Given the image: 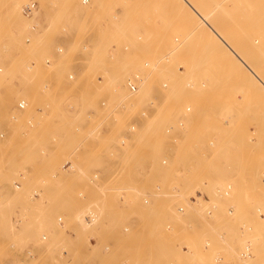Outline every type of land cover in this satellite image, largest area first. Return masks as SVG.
<instances>
[{
	"label": "rangeland",
	"instance_id": "rangeland-1",
	"mask_svg": "<svg viewBox=\"0 0 264 264\" xmlns=\"http://www.w3.org/2000/svg\"><path fill=\"white\" fill-rule=\"evenodd\" d=\"M30 1L0 0V95L8 93L0 108L15 109L6 121L19 127L12 139L0 138V264H64L60 247L53 257L23 256L31 240L41 243L42 234L49 244L67 237L57 225L61 215L76 236L64 244L76 264L90 255L91 236L101 237L104 245L113 242V257L130 255L135 264H216V252H224L221 264H264V91L251 82V74L212 45L210 35L199 30L195 36L194 18L177 0H36L39 11L26 17L22 7ZM209 1L226 9L232 37L247 49L251 64L256 62L251 52L264 64V0ZM120 68L127 89L129 77L143 74L148 93L142 100L140 92H126L114 103L105 85L108 70ZM7 78L21 79L17 91ZM75 91L81 98L69 100ZM22 99L28 104L20 110ZM102 100H107L104 109ZM75 101L96 108L107 131H92L95 119L88 120L83 111L71 114ZM40 107L45 110L39 112ZM187 107L190 113H184ZM144 110L147 118L141 116ZM136 121V135L122 146L120 139L129 138ZM30 122L34 127L26 132ZM77 123L80 131L74 129ZM73 152L79 172H61ZM163 158L170 159L168 168L161 165ZM95 170L102 175L99 187L88 180ZM21 173L26 180L16 190L13 183ZM227 178L235 183L238 215L224 226L229 235L222 242L220 225L203 211L212 203H228L217 190ZM160 181L164 190L154 204L143 206V195L156 194ZM197 189L207 192L206 202L188 206V214L179 216L178 206ZM84 191L86 201L77 197ZM85 210L97 215L90 228L80 222ZM130 219L137 222L136 230L121 236L118 229ZM239 219L248 220L252 230L246 235L254 241L255 257L244 263L235 257ZM184 220L193 226L186 228ZM169 221L176 232L167 240L163 226ZM205 238L213 240L209 250L203 249ZM156 244L162 247L154 254ZM91 256L99 264H120L99 250Z\"/></svg>",
	"mask_w": 264,
	"mask_h": 264
},
{
	"label": "bare ground",
	"instance_id": "bare-ground-1",
	"mask_svg": "<svg viewBox=\"0 0 264 264\" xmlns=\"http://www.w3.org/2000/svg\"><path fill=\"white\" fill-rule=\"evenodd\" d=\"M179 1V3L181 4V9H184L188 12V14L190 15V17L194 18L192 19L193 20V23H194V32H195V36L198 35L200 32H202V34H208L210 35V38H211V44L212 45H216L217 47L221 48L224 50V52L226 53V55L228 57H231L232 60L235 61V64L238 63L240 64V68H242V71L244 69H246L250 74H251V78L254 81L256 84H257V87L262 89L264 91V64L259 60L260 56L257 55V54H253V52H251V56H252V59H255L256 62H255V65L254 64H251L250 60H249V57L247 55V49L243 46V45H240L239 42L235 41L232 37V35L234 34L233 32L235 31H232L230 30V25H231V21L229 20L228 17H225L223 12L226 11L225 8L221 7L220 4L218 5H214V4H211L209 3L210 1L209 0H177ZM89 2V0H83V4H87ZM175 2V1H174ZM216 2V1H215ZM31 3H36L37 5V8L34 10V12L31 14V15H25L24 12H23V9L26 5L28 4H31ZM179 3H177L179 5ZM130 8V7H129ZM182 10V11H184ZM39 11V4L36 0H32L30 1L29 3L25 4L23 7H22V12H23V15L26 16V17H31L33 16L35 13H37ZM185 11V12H186ZM183 12L184 14H187ZM182 14V13H181ZM183 14V15H184ZM180 15V14H179ZM129 16V15H128ZM127 16V18H128ZM191 20V18H190ZM126 21V20H125ZM188 22H191V21H188ZM234 22V21H233ZM192 23V24H193ZM235 23V22H234ZM191 23H189L190 25ZM232 26V25H231ZM124 29V28H123ZM171 29V28H170ZM200 30V32H199ZM160 31V30H159ZM154 32V31H153ZM193 32V33H194ZM245 33V32H244ZM117 34V32H116ZM171 34V33H170ZM241 34V33H240ZM194 35V34H193ZM237 35V34H236ZM157 37V36H156ZM193 39V38H192ZM254 39V38H253ZM245 40V39H244ZM247 40V39H246ZM245 40V41H246ZM27 41L29 42V39H27ZM162 41V40H161ZM196 41V40H195ZM200 41V40H199ZM239 41V40H238ZM253 41V40H252ZM241 42V40H240ZM246 43V42H245ZM259 43V42H258ZM186 44V42H185ZM210 44V43H208ZM242 44H243V41H242ZM247 45V44H246ZM257 45V44H256ZM250 46V45H249ZM252 46V45H251ZM259 45H257L258 47ZM260 47V46H259ZM196 48V47H195ZM206 48V47H205ZM254 49V48H253ZM255 50V49H254ZM59 51H62L61 49H59ZM206 51V50H205ZM251 51V49H250ZM227 58V57H226ZM47 63H50V60H47ZM114 63V62H113ZM129 64V63H128ZM134 64V63H133ZM121 65V64H120ZM126 66V64H125ZM145 67H149V62H146L145 63ZM244 68V69H243ZM121 69V68H120ZM132 69V68H131ZM2 71V69H0V72ZM109 77L107 78V85H105L106 87V90H108L111 94H112V97L114 98V103L118 104V102L121 101V99H124V95L126 92H129L131 95H136L138 92H140L138 95H137V98L139 100H142L143 97H145L148 93V85L146 86V81H145V78L143 77V74L141 73H137V74H134L133 76L129 77L128 78V89L126 88V85L123 84V82H121V80H125L124 76H123V71L121 69V71H118L117 69H109ZM69 79L70 80H73L74 79V75L71 74L69 75ZM147 80V79H146ZM145 81V82H144ZM167 82H165L163 84V87L166 88L168 86V84H166ZM179 84V83H178ZM182 83H180L181 85ZM185 85V84H184ZM135 89H134V88ZM186 87V86H185ZM255 87V85H254ZM178 88V87H177ZM167 89V88H166ZM252 93V92H251ZM24 103V104H23ZM27 100L26 99H22L19 101L18 103V109L20 110H23L27 107ZM102 106L106 107L107 106V100H102L101 103H100ZM154 104V101H150L149 102V106H152ZM23 105V106H22ZM208 107V106H207ZM191 111V108L190 107H187L186 108V112L184 113H190ZM141 116L143 118H147L148 116V111L144 110L142 113H141ZM185 122H186V119L184 116H181L179 117V120H178V123H179V126L184 129L185 128ZM138 124H140L138 121H136L135 123H133V125H131L130 129H129V138L128 136L127 137H124V138H121L120 139V144L122 146H126L127 144V140H130V137L131 138H134V136L136 135L135 132L138 128ZM30 127H32V123L29 124ZM175 142L178 141V138H175L174 139ZM163 160H166L167 163L166 164H163ZM66 163H71V166H72V169L70 170H64V165ZM161 165L165 168H168L170 166V159L168 158H163L161 160ZM79 169H80V166L77 162V160L73 159V158H68L67 160H65V162L62 164L61 168H60V171L61 172H64L66 174H72V173H77L79 172ZM97 171V170H95ZM91 172L88 174V180L91 184H96L91 176L93 175V173L95 172ZM99 172V171H97ZM59 172H56V174H58ZM100 173V172H99ZM54 177H56V175H54ZM19 178L20 180H16L14 181V188L16 190H20L22 188V185H23V181L26 180V176L21 173L19 175ZM101 178H102V175H101ZM228 179V178H227ZM226 181V182H225ZM224 181V186L222 188V192H221V195L223 198H225V200H227V204H225V206H222V205H219L218 203H212V204H209L208 206L205 207L204 211H203V215L204 217L212 220V222L217 225H220V228H219V231H218V237L220 239V241L222 242H226L227 238H228V235L227 234V231L225 232V228L224 226H227L228 223L232 222L233 220L237 219V209L238 207L236 206L234 202V199H233V195H234V192H235V183L231 180V179H228V180H225ZM16 183H19L20 186L17 187L16 186ZM231 185V190H232V194L230 197H227L226 195H224V189L227 190L228 186ZM158 186H160V190L158 189ZM233 188V189H232ZM155 193L157 194H153V193H145L143 195V198H142V205L143 206H146V207H150V205L154 204V201H155V198L156 196H158V194H160L163 190H164V182L160 181L158 182L157 184H155ZM231 190H230V193H231ZM199 192H204L206 195H207V192L203 189H197L194 191V193H192L190 195V197L188 198L187 200V203L186 204H181L178 206L177 208V212H178V215L179 216H186L188 214V206L190 207H194L195 206H199L200 204H203L206 202L207 198H202V197H199L198 196V193ZM82 193V192H80ZM35 195V194H34ZM36 196V195H35ZM38 196V195H37ZM229 196V195H228ZM78 197V195H77ZM88 196L86 197V200H87ZM144 198H147L149 199V204H145L144 203ZM78 199H80L78 197ZM82 200V199H80ZM86 200H82V201H86ZM0 202H1V199H0ZM230 205H233L235 207V213L233 212V214H230L229 213V206ZM184 207V210L181 211L180 210V207ZM214 206H216V208H213ZM125 206H122V205H118V209H122L124 208ZM209 210H212L213 214L212 215H209ZM88 210H85V211H82L81 212V224L83 226H85L86 228H90L92 227L94 224L92 225H87L84 223L83 221V217L84 215L86 214ZM223 211V218H221V214ZM257 213H262V209L261 208H258L257 209ZM62 216V215H61ZM64 217V216H63ZM212 217V218H210ZM65 220H66V225H60L58 223V218H57V225L63 229L66 233H69L70 231V227L68 225V221H67V216L64 217ZM237 222L239 223V227H238V230H239V236H240V239L241 241L239 242V249L238 251L235 253V257L237 258L238 262L240 263H244V262H247L249 260H252L254 257H255V253H254V241L252 238H250L249 236H247V232L252 230V227L250 225V223L248 222L247 219H239V221L237 220ZM236 222V223H237ZM105 225H107L108 223L107 222H103ZM137 222H135V220H129L127 223H124L122 228L118 229V232L121 234V236H124V237H129L131 236V234L136 230V227L138 226L136 224ZM184 223V226L187 228V227H192L193 226V222H190V221H187V220H184L183 221ZM136 224V225H135ZM168 225H171L174 229V232H176V227H175V223L173 222H166L163 226L164 230H165V235H164V238L167 239V240H170L171 238L174 237V233L172 234H169L167 233L166 231V226ZM224 232V233H223ZM223 233V234H222ZM45 237L46 240H43ZM91 238H94L95 239V243H91L90 242V239ZM206 239H210L211 238H205L204 241H203V246L205 244V240ZM41 243L40 245H44V244H47L49 242L48 240V236L46 234H42L41 236ZM89 244L91 247L94 248V246H96V244L98 243L97 242V237L95 236H91L89 239ZM246 242H249L250 245H251V251H252V256L247 259L246 261H243L241 260L240 256H239V252L241 250H243L244 248V244ZM109 244H112L114 245L113 242H109L107 244H103V242L100 244V252H102L104 255H105V258L108 259V260H116V262H120V264H135V262L132 260V257L130 255H126L124 257H122V255H117L115 257H113L114 255V251H115V248L114 246L110 249V251H106V247L109 246ZM213 244V240H211V245ZM211 247V246H210ZM209 247V248H210ZM189 248V247H188ZM208 248V250H209ZM64 250H67V249H63L61 251V256L63 258H65L63 256V251ZM183 251V249H181ZM205 250V249H204ZM189 253H192L191 250L189 249L188 250ZM187 252V253H188ZM24 253L29 256V257H33V253L31 250L29 249H26L24 251ZM217 253V252H216ZM216 253L214 254L213 256V260L215 261L216 257ZM224 256V252H221ZM166 256V255H165ZM123 258V259H122ZM67 260V258H65ZM168 259V258H166ZM167 262V261H166ZM165 262V263H166ZM21 263V262H20ZM164 263V264H165ZM216 264H219L215 261ZM86 264H93L92 262H88ZM221 264V263H220Z\"/></svg>",
	"mask_w": 264,
	"mask_h": 264
},
{
	"label": "crops",
	"instance_id": "crops-1",
	"mask_svg": "<svg viewBox=\"0 0 264 264\" xmlns=\"http://www.w3.org/2000/svg\"><path fill=\"white\" fill-rule=\"evenodd\" d=\"M6 81L12 83L11 87H12V90H14V92H15V90L17 91V89L20 87V83H21L20 78H17L14 80L7 78ZM45 90H47V88ZM6 96H8L7 91L6 92L1 91L0 100L5 99ZM80 98H81V96H80L79 91H75L73 94H71L69 96V100H76L77 101ZM76 101H75V104H73V106L69 107L71 114H73L75 117H77L83 111L84 116H86L88 120L95 119V122L91 124V125H93L92 131H96V132L97 131H99V132L107 131L108 127L105 125L103 118H101L99 116L100 113L98 110H96V108H85V107L82 108L80 103H76ZM100 107L102 109H104V106H102L101 104H100ZM39 110H40L39 112H42L45 110V108L40 107ZM13 114H16V111L13 108H11L7 111L0 108V138L5 137V139H12L15 132H17V130H19V127H16L17 125L12 126V124L11 125L7 124V121H6L7 118H9L11 120L12 117L14 118ZM31 123L32 122H30L29 124H31ZM29 124H27L26 132H28L32 127H34V125H32V127H30ZM21 129L24 130L23 128H20V130ZM74 129H75V131H80L82 129V125L77 123L74 125ZM22 136H24L23 132L18 137L19 142H21ZM16 143H18V141ZM68 158H73V159L77 160V155L75 152H73ZM64 214H66V213H64ZM66 234H68L66 238L64 237L62 239L56 240L55 243L52 242L51 244H49V242H48L47 244H44V245H40V244L35 245L34 242L31 240L29 243L30 246H28L27 249L32 251L33 257L27 256L24 252H23V256L27 257V258H40L43 255H46L48 257H53L55 252H56V248L60 247L61 249H60L59 253L61 254V251L63 249H67V251L70 253V255H72L74 258L73 264H76V257L74 255V252L72 251L71 248H66L64 246V244L67 242L71 243L72 239H75L76 236H75L74 232H72L71 229H70L69 233H66ZM97 242L98 243L93 248L90 246L89 241H88V251H89L90 255L89 256L87 255V259H85L82 264H86L88 262H92L93 264H99L100 261L98 262L97 260H95L91 256V254L93 255V253L98 252V250H100V244L102 243L101 237L97 236ZM21 258L25 259L23 257H21ZM21 258H19V261L21 260ZM61 258L63 259V262L65 261L64 264H69L65 258H63L62 256H61Z\"/></svg>",
	"mask_w": 264,
	"mask_h": 264
},
{
	"label": "built area",
	"instance_id": "built-area-1",
	"mask_svg": "<svg viewBox=\"0 0 264 264\" xmlns=\"http://www.w3.org/2000/svg\"><path fill=\"white\" fill-rule=\"evenodd\" d=\"M36 8H37L36 3H31V4H28V5H26V6L24 7L23 12H24L25 15L28 16V15H31V14L34 12V10H35ZM133 88H134V87H133ZM134 89H135V88H134ZM23 104H24V103H23ZM22 106H23V105H22ZM166 163H167V161H166V160H163V164H166ZM70 169H72L71 163H66V164L64 165V170H70ZM91 178H92V180L96 183V185L99 187L100 184H101V182H100V180H101V174H100L99 172L95 171V172L93 173V175L91 176ZM98 182H99V183H98ZM16 186L19 187L20 184H19V183H16ZM231 187H232V186L229 185L228 188H227V190L224 189V195H226L227 197H230L231 194H232ZM158 189L160 190V186H158ZM232 189H233V188H232ZM217 190H218L219 193L222 192V189H221V190L217 189ZM230 190H231V193H230ZM35 195L37 196V192H35ZM228 195H229V196H228ZM87 196H88V195H87V193H86L85 191L82 192V193H79V194H78V197H79L80 199H82V200H86V197H87ZM198 196H199V197H202V198H207V195H206L204 192H203V193H202V192H199V193H198ZM144 203H145V204H149V199L144 198ZM229 207H230V208H229V213H230V214H233V212L235 213V207H234L233 205H230ZM213 208H216V206H214ZM180 210L183 211V210H184V207L181 206V207H180ZM212 214H213L212 210H209V215H212ZM233 215H234V214H233ZM210 218H212V217H210ZM96 220H97V215H96V213H94V211H92V210L87 211L86 214H85L84 217H83V221H84V223L87 224V225H92V224H94V223L96 222ZM58 223H59L60 225H66V220H65V218H64L63 216H59V217H58ZM166 231H167V233H169V234L174 233V229H173V227H172L171 225L166 226ZM223 233H224V232H223ZM223 233H222V234H223ZM43 240H46L45 237H44ZM90 242H91V243H95V239H94V238H91V239H90ZM210 246H211V240H210V239H206V240H205V244H204V246H203V249L207 250ZM112 247H113V245H112V244H109V246L106 247V251H110V249H111ZM161 247H162V246H160L159 244H156V245L154 246V248H155V250H156V251H154V254H155L157 251H159ZM181 247H182V249H183L184 252H188L189 248H188L187 245H181ZM62 253H63V256H64L65 258H67V262H68L69 264H73V262H74V258H73V256L70 255V253H69L67 250H64ZM239 256H240L241 260H243V261H246L247 259H249V258L252 256L251 245H250L249 242H246V243L244 244V248H243V250H241V251L239 252ZM215 257H216L215 261H216L217 263H219V264H220V263H223V261H224V256H223V254H222L221 252H217L216 255H215ZM154 258H155V257H154ZM165 264H177V262L174 261V260H168Z\"/></svg>",
	"mask_w": 264,
	"mask_h": 264
}]
</instances>
